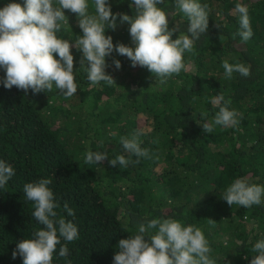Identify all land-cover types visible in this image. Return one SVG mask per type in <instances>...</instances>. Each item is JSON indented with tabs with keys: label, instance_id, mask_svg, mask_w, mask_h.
Instances as JSON below:
<instances>
[{
	"label": "trees",
	"instance_id": "trees-1",
	"mask_svg": "<svg viewBox=\"0 0 264 264\" xmlns=\"http://www.w3.org/2000/svg\"><path fill=\"white\" fill-rule=\"evenodd\" d=\"M13 2L23 0H0V9ZM198 2L209 6L208 29L194 43V52L184 54L185 70L163 85L146 68H133L113 52L106 57L105 71L115 84L90 87L79 65L82 53L75 48L78 89L71 98L55 86L33 94L5 89L0 82V160L15 172L0 188V264H23L21 257L12 258L17 243L44 228L23 193L26 183L40 179L52 180L48 187L59 205L57 218L78 228V239L67 243L69 255L60 257L57 245L52 264H113L119 240L136 234L141 223L169 218L200 228L215 264H250L257 255L252 248L264 239V197L250 208L229 206L221 198L235 179L264 186V0ZM108 3L113 14L134 15L131 0ZM237 3L249 9L253 35L246 43L235 35L239 18L232 9ZM53 5L58 7L56 0ZM89 5L94 14L91 0ZM157 7L166 12L169 29H177L173 40L187 34V18L175 9L174 0ZM64 14L58 38L74 43L82 34L77 17L68 10ZM116 23L105 36L114 45L132 47L130 25L119 18ZM113 59L120 61L119 70ZM225 60L249 66L251 75L225 78ZM4 76L0 69V81ZM220 94L230 101L229 110L239 113V124L214 126L205 133L202 126L212 123L219 110L211 100ZM134 133L150 159L136 163L137 157L123 150L120 138ZM89 150L106 152L108 159L85 164ZM117 155L130 161L126 168L109 164ZM65 202L74 216L65 211Z\"/></svg>",
	"mask_w": 264,
	"mask_h": 264
},
{
	"label": "clouds",
	"instance_id": "clouds-1",
	"mask_svg": "<svg viewBox=\"0 0 264 264\" xmlns=\"http://www.w3.org/2000/svg\"><path fill=\"white\" fill-rule=\"evenodd\" d=\"M23 0V3H8L0 9V69L5 73L2 82L5 89L16 87L33 94L51 91L53 87L64 96L71 98L76 94L78 85L74 76V57L71 49L82 53L79 60L80 69L87 75L90 87L101 82L111 86L115 81L106 74V57L116 52L131 62V67L146 68L161 85L173 75L185 70L184 54L194 52V43L206 33L209 23V6L198 0H174V7L187 18V34L172 39L176 28L169 29L166 12L157 7L165 0H131L130 8L134 15L113 14L108 0H91L94 14L89 12V0ZM65 10L77 17L81 35L74 43L58 38L66 21ZM232 14L238 15L239 31L235 34L242 42L251 39L253 32L246 5L237 3ZM117 18L120 23L130 25L128 32L132 47L123 43L113 44L111 36H105L106 29L115 31ZM218 27V26H217ZM235 38V37H234ZM59 59H56L55 56ZM117 70L121 68L119 60L113 59ZM224 76L231 79L233 73L242 77L251 75L250 67L241 63L222 62ZM211 103L219 106L212 123H205L202 128L210 134L214 126L235 127L239 124V113L229 110L230 101L220 94L212 98ZM222 105V106H221ZM123 150L139 158L150 159L149 149L141 147L139 133L131 137L120 138ZM108 159L106 152L87 151L85 164H99ZM130 161L124 155H117L109 160L112 167H127ZM15 175L14 169L0 160V188H4ZM51 179L26 183L23 193L27 201L33 203V218L43 229L33 233V238L17 243L12 258H22L23 264H52L53 253L59 248V256L69 255L67 243L78 239V228L64 218H57L55 211L58 204L54 202L53 192L48 187ZM264 197V186L250 184L245 178L235 179L223 194L229 206L239 205L250 208L260 205ZM64 209L69 216L74 210ZM215 225V222L208 220ZM152 230L155 234L149 235ZM148 237V241L145 240ZM66 242L62 244L61 241ZM113 264H215L210 258L212 249L203 231L193 225L183 226L174 219H152L138 226L137 233L127 239H121L117 245ZM257 255L250 264H264V239L252 248ZM247 259V258H245Z\"/></svg>",
	"mask_w": 264,
	"mask_h": 264
}]
</instances>
